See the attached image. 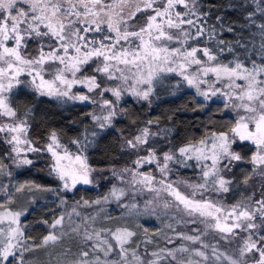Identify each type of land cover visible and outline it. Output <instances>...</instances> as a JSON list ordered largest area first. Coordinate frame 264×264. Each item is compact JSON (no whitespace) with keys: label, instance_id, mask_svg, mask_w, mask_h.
I'll list each match as a JSON object with an SVG mask.
<instances>
[{"label":"snow or ice","instance_id":"obj_1","mask_svg":"<svg viewBox=\"0 0 264 264\" xmlns=\"http://www.w3.org/2000/svg\"><path fill=\"white\" fill-rule=\"evenodd\" d=\"M256 35L259 47L250 48L249 37ZM250 52L259 55V62ZM169 74L179 77L172 85L175 90L186 84L201 98L194 112L206 111L213 98L222 97L224 107L218 111L235 113L231 126L226 131L206 129L199 139L177 147L172 142L176 129L161 118L132 119L130 126L136 130L124 137L121 150L136 159L119 172L110 171L121 183L130 174V186L155 191L157 199L161 192L171 197L163 207L176 208L175 224L166 225L173 235L163 239L166 245L180 243H157L148 251L160 230L144 228V240L132 247L141 225L96 228V216L84 215L82 223L70 225L80 246L68 264H264V186L259 198L253 193L230 205L212 198L233 191L236 180L230 174L241 163L252 168L241 183L247 185L252 176L264 180V0H220L207 7L201 0H0V142L8 146L4 157L11 161L0 159V264H32L33 253L54 247L68 235L64 214L38 222L48 229L39 240L29 235L28 225L21 223L29 209L13 210L11 189L52 193L61 205L67 204L65 194L93 185L96 175L106 171L92 166L88 153L115 129L119 118L129 115L121 106L125 98L151 106ZM24 88L59 106H91L69 121L70 127L83 125L82 131L67 144L56 129L30 138L34 109H21L12 100L14 90ZM167 121L173 122V116ZM118 131L123 135V129ZM245 143L251 146L250 156L234 150ZM42 161L57 187L13 183V166L27 170ZM153 165L155 171L141 170ZM188 168L196 170V182L170 180L171 174ZM181 184L190 191H182ZM133 193L134 188L113 184L102 197L75 201L67 216L71 222L73 215H82L77 209L110 201L131 213L138 210L135 203L119 202L135 199ZM189 225H194L191 232L178 228ZM209 236L214 242L207 241ZM222 243L236 247L229 253L221 250Z\"/></svg>","mask_w":264,"mask_h":264},{"label":"trees","instance_id":"obj_2","mask_svg":"<svg viewBox=\"0 0 264 264\" xmlns=\"http://www.w3.org/2000/svg\"><path fill=\"white\" fill-rule=\"evenodd\" d=\"M219 2L220 0H201V3L206 7L211 3ZM251 32L255 33L256 29H251ZM226 38L230 39L231 37L229 36ZM249 40L250 48L259 47L261 41L258 35L254 38L250 36ZM249 55L254 59H257L259 62L260 57L258 54L250 52ZM230 58L231 57H229V59ZM177 79H179V77H176L174 74H169V79L163 82V86L158 87L156 95L152 97L151 106H149L147 102H135L131 98H126L127 103H123L122 107L129 112V115L124 118H119L115 124V129L107 132L106 135H103L94 148L89 150L88 156L92 166L97 168H106L111 165L120 166L130 160L131 153L122 151L121 143L122 137L130 136L134 134L136 130V126H130L129 122L132 119L148 120L157 117L161 118L165 124L173 126L176 129L172 142L177 147L188 140L199 139L204 135L206 129L226 131L227 128L231 126V121L234 118L224 111H218V109H223V104L220 101H210L206 111H192V109L197 107L195 101L200 99L195 97L194 91L188 88L186 84L178 91L175 90L172 85L176 83ZM14 91L16 94L13 95L12 100L15 106L20 107L21 109L28 107L34 109L32 112L33 119L31 129V134L34 138L45 135L48 130L56 129L64 137L63 142L67 144L69 138H74L78 131H82L83 125L70 127L69 121L81 117L83 112L90 110L89 106H59L50 98L38 96L28 88L17 89ZM184 107H186L188 111H177V109H182ZM168 116H173V122L170 123L167 121ZM88 122L89 121L87 120L84 121V123ZM119 129L124 130L123 135L118 131ZM153 130H155V128ZM250 148L251 146L245 143L243 145L237 144L234 147V150L241 152L246 156H250ZM6 151L7 148L5 144L0 142V159H4V162L8 163V160L4 157ZM37 169H44V171H37ZM13 173L15 177L13 183L34 181L47 187L55 188L58 186V182L55 178L47 175L44 161L36 165L34 168L27 170L23 168L13 170ZM178 173L184 176H193L196 174V170L192 168L179 169ZM248 173L249 166L246 163H241L234 169L231 178L236 180V184L233 185V191L227 194L228 200H234L241 197V182ZM5 179L7 178H4L3 182L7 184V180ZM99 186L100 191L99 188L98 190H94L91 187L78 186L76 190L66 194V199L81 200L83 197V199L94 200L99 192L100 194H103V192L108 190L105 183H100ZM11 191L14 194V203L11 207L13 210H20L23 208L29 209L25 216L21 217V223L28 225V234L37 238V240L48 232L47 226L38 223L39 221L47 219L51 222L54 217H59L61 214H64L60 213L61 211H53L54 205L51 201L47 200L46 197L48 196V193L46 192L33 190L29 193L25 190L23 193H15L14 189H11ZM2 195H4V193H2ZM42 197L43 199L45 197V199L43 200ZM119 211V209L101 211L100 225H96V228H98V226L104 227V221H101L103 219L101 215H106L107 217L111 216L113 218L112 221L115 223H118L120 219H122L124 222H121L126 224L125 226L136 229V225L129 222L126 217H120V219H118ZM138 222L142 227L140 228L141 231L140 229L137 230L139 231L138 235L131 244V246L134 247H136V241L144 240V228H147L150 233L157 231V228H155L150 221L142 222L139 220ZM105 224H108V222ZM64 228L65 231H68L66 226H64ZM153 239L157 240L159 238L157 237L156 239V237H154ZM79 245L80 241L78 237L70 232L68 233V236H65L62 241L54 247L48 248L47 250L41 249L33 253V255L29 257V260L37 264H46L47 261H52L54 257H62L67 250L70 251L67 252L66 256L74 257ZM141 246L144 245L141 244ZM151 247L152 246H150V248ZM139 251L142 252L140 248Z\"/></svg>","mask_w":264,"mask_h":264},{"label":"rangeland","instance_id":"obj_3","mask_svg":"<svg viewBox=\"0 0 264 264\" xmlns=\"http://www.w3.org/2000/svg\"><path fill=\"white\" fill-rule=\"evenodd\" d=\"M142 20H143V17H140L139 18V22H142ZM93 67H95V65H93ZM90 71L91 70H89V72ZM220 86L222 87V85H220ZM192 90L195 93V89H192ZM126 98H128V97H126ZM197 98H199V97H197ZM199 99H201V98H199ZM213 99L216 100V101H220L223 104V98L222 97H215ZM89 107H90V110H92L91 106H89ZM223 107H224V104H223ZM224 112L229 114V115H231L233 118L235 117V113L232 112L231 109L226 110ZM153 131H155V130H153ZM30 138H34L32 136V134H31ZM123 139H124V137H122V141H123ZM5 146H6L7 150H8V146L6 144H5ZM70 148H71V151L75 152V148L74 147L70 146ZM143 154L144 153H141V155H143ZM47 159H48V157H44V161H46ZM135 159H136V155L131 153L130 160L127 161L126 163H124V164H122L120 166H112L111 165V166H108V167L104 168V169H106V171L96 175V181H95V183L93 185H80V186H82V187H91L94 190H98V188L100 187L99 186L100 183H105L107 185V187H108V190L103 192V194H100V192H99L95 199L105 195L110 190V188L112 187L113 184L117 185L118 187H123V188L128 189V190H132L134 188V193L133 194L135 196V199H132V197L129 196V197L123 198L119 203H120V205L135 203L138 206V210H133L130 213L129 209L118 206L116 201H110L109 203L101 205V206L82 207V208L77 209L78 211L81 212V214H82L81 217L77 218L75 215H73L71 217V222H70L69 221V217L67 216V213L72 211V207L74 205V202L77 201V200L66 199L67 197H66V194H65L63 198L67 201V204L61 205L60 199H58L52 193H48V196L46 198H47V200L51 201V203L54 205V210L53 211H56V212H60L61 211L60 213H64V215L66 216L64 226L67 227L68 231H65L64 230L65 228L63 229V231H65L67 233H70V225H71V223H82V217L84 215H89V216L95 215L96 216V222H95L94 226L97 227L96 225H98V224L100 225V213H102L103 211H106V210L107 211L108 210L111 211L113 209H116V210L119 209L120 211L118 212L119 213L118 219H120V217H126L129 220V222L134 223V225H136V226L140 225L139 222H138L139 220H141L142 222L150 221L153 224V226L155 228H157V230L158 229L160 230V235L156 236V239H157V237L159 239L154 240L153 244L147 245L148 251L155 250L157 243L161 247H164V246L173 247L174 245H178L180 243L179 240H175L173 245H166V241L163 239V236L165 234H167L169 236L173 235V233L166 227V225H168L170 223L171 224H175V220H173L172 217H174L176 215V208L174 206L170 207L168 209H165L163 207L164 200L165 199H169L170 200L171 197H168L166 193L161 192L159 199H157V195H156L155 191H149L148 189L143 188V186H141V185L130 186L128 184V181L131 180V175L130 174L126 175L124 177V183H121V181L119 179H114L112 177V173H111L110 169L115 168L117 170V172H119V170L122 169L123 167L131 166V162L133 160H135ZM8 164H11L10 160H8ZM247 165L249 166V173H251V171H252L251 165L250 164H247ZM13 170H17V169H15L14 166H13ZM141 170L145 171V172L150 171V170L155 171V166L153 165L151 169H149L147 167H144ZM156 176L159 179V177H160L159 172H156ZM101 177H106L107 179H101ZM230 178H231V174H230ZM196 179H197V174H194L193 176H191V175L184 176V175H181L179 173H173L170 176V180L171 181H177V180L184 181V180H186V181H189V182H196ZM5 180H7V183H8V179H5ZM262 186H264V180H262L260 176H252V178L249 180L247 185H244L242 183V188H241L242 195H241L240 198L234 199V200H228L227 194H225L222 197H216L215 195H213L212 198L213 199H218V200H223V202L225 204H229L230 205V204L235 203L237 200L241 199L242 196L252 195L253 193L257 194L256 198H259V191H260ZM155 187H160V185L157 184V185H155ZM180 187H181L182 191H185V192L190 191L189 189L185 188L183 184H181ZM99 191H100V188H99ZM96 192H98V191H96ZM3 198H4V195H2V193H0V202H3ZM42 199H43V197H42ZM44 199H45V197H44ZM148 201H152V203L148 204ZM101 216L103 218L101 221H104V224H103L104 227L125 226L126 225V224L123 223L124 221L122 219H120V221L118 223H115V222L111 221L110 223L105 224V223H107L105 221V218L107 216L106 215L105 216L101 215ZM121 221H123V222H121ZM192 227H194V225H189L187 228H185L184 226H178L180 231H188V232H191ZM98 228H100V226H98ZM140 231H141V229H140ZM65 236H68V235H65ZM78 239H79V237H78ZM206 239H207V241L209 243L214 242L212 236H209ZM79 241H80V239H79ZM150 246H152V247L150 248ZM132 247H134V246H132ZM235 247H236V244L228 245V244L222 243V249L221 250H226L229 253H232L233 249ZM140 249L142 251L141 253H143L144 249H145V245L144 246H140ZM72 259H73V256L67 257L66 255H63L62 257H54L52 261H47L46 264H57L58 260L59 261H63L64 264H68V262H70ZM32 264H37V263L32 262ZM40 264H42V263H40Z\"/></svg>","mask_w":264,"mask_h":264}]
</instances>
